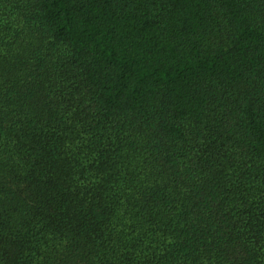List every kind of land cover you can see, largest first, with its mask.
<instances>
[{
	"label": "trees",
	"instance_id": "trees-1",
	"mask_svg": "<svg viewBox=\"0 0 264 264\" xmlns=\"http://www.w3.org/2000/svg\"><path fill=\"white\" fill-rule=\"evenodd\" d=\"M0 264H264V0H0Z\"/></svg>",
	"mask_w": 264,
	"mask_h": 264
}]
</instances>
